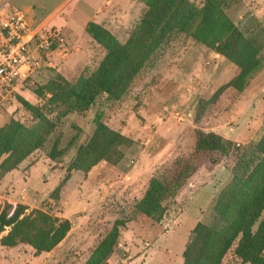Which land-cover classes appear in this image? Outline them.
<instances>
[{"label":"rangeland","instance_id":"rangeland-1","mask_svg":"<svg viewBox=\"0 0 264 264\" xmlns=\"http://www.w3.org/2000/svg\"><path fill=\"white\" fill-rule=\"evenodd\" d=\"M9 1L25 11L28 22L48 17L43 22L59 28L65 44L54 49L48 65L20 88L24 95L11 91L0 96V126L13 119L27 128L40 124L44 130L41 146L0 177L12 173L0 181V206L20 203L25 213L38 209L66 218L70 228L46 252H35L24 242L0 245V264H89L116 219L125 224L118 227L116 244L104 264H181L180 251L190 229L198 221L213 220L214 197L229 180L235 162L232 154L197 150L195 130L220 132L240 145L264 135V0H231L223 7L257 47L262 62L242 90L233 87L237 66L188 34L172 33L146 58L119 97L99 93L79 109L59 97L50 99L51 93L40 87L49 81L74 84L96 73L107 51L83 24L103 0ZM189 1L196 6L203 2ZM144 10L143 0H119L94 22L124 45ZM248 91L249 99H244ZM17 96L32 109L20 105ZM95 121L127 141L115 145L109 159L85 170L83 161L75 162L77 150L90 139ZM151 178L177 187L164 201L166 212L157 223L133 215ZM233 250L234 245L219 264H244Z\"/></svg>","mask_w":264,"mask_h":264},{"label":"trees","instance_id":"trees-1","mask_svg":"<svg viewBox=\"0 0 264 264\" xmlns=\"http://www.w3.org/2000/svg\"><path fill=\"white\" fill-rule=\"evenodd\" d=\"M145 10L126 43L119 45L111 33L94 21H87L84 31L107 51L96 73L74 84L49 81L51 98L59 97L70 107L79 109L92 102L99 93L117 98L142 67L152 51L172 33L188 34L196 42L228 59L239 69L233 87L242 90L247 80L262 66L258 49L223 12L231 0H203L196 6L189 0H143ZM41 90H36L41 94ZM16 101L32 109L17 96ZM88 140L77 150L75 162L83 161L87 169L100 159H109L111 149L127 141L95 121ZM44 130L40 124L27 128L9 119L0 126V177L15 167L32 150L41 146ZM195 148L233 155L231 176L216 194L212 204L213 220L196 222L190 229L181 251V264H219L225 252L234 245V255L244 264H264V135L247 144H237L212 131L195 130ZM3 156V157H2ZM49 158L53 154H48ZM212 162V160H211ZM177 187L151 178L133 215L159 222L166 212L164 201ZM26 206L3 202L0 206V245L28 244L35 252L49 251L70 228L66 218L49 215L38 209L25 213ZM134 217V216H132ZM125 220L116 219L112 228L98 243L89 264H104L117 240L118 227Z\"/></svg>","mask_w":264,"mask_h":264},{"label":"built area","instance_id":"built-area-1","mask_svg":"<svg viewBox=\"0 0 264 264\" xmlns=\"http://www.w3.org/2000/svg\"><path fill=\"white\" fill-rule=\"evenodd\" d=\"M43 21L28 22L9 0L0 4V96L38 75L53 50L64 46L62 31Z\"/></svg>","mask_w":264,"mask_h":264},{"label":"crops","instance_id":"crops-1","mask_svg":"<svg viewBox=\"0 0 264 264\" xmlns=\"http://www.w3.org/2000/svg\"><path fill=\"white\" fill-rule=\"evenodd\" d=\"M99 0H97V2H98ZM119 0H103L101 3H99L98 2V4H97V6H96V9H95V11H94V13L91 15V17L87 20V21H95L94 20V18H96V17H99V16H101V15H103L104 14V12L108 9V7H109V5L110 4H112V3H117ZM62 3V2H61ZM61 5V4H60ZM60 5H58V6H60ZM58 6H56V8L58 7ZM30 10V9H29ZM31 11V10H30ZM54 11V10H53ZM52 11V12H53ZM32 13V12H31ZM30 14V13H29ZM47 18L48 17H44L43 19H42V21L43 20H47ZM48 21H49V19H48ZM87 21H85V23L83 24V28L85 27V24H86V22ZM36 78V76H34V79ZM24 86V85H23ZM23 86H21V87H17V88H15V92H17V93H19V94H21V95H24L23 93H22V91L23 90H21L20 88H22ZM263 91H264V88H263ZM251 91H248L247 93H245V95H244V99L245 98H247V99H249V94L248 93H250ZM222 130H223V128H222ZM217 133V132H216ZM249 133V132H248ZM218 134L219 135H221L222 137H224V138H227V139H229V140H231V141H236V139H232V138H230V137H228L227 135H223V133H220V132H218ZM12 172V171H11ZM16 172V171H15ZM11 176H12V173H7V174H5L4 175V177L3 178H1L0 179V181H7L6 179L8 178V179H10L11 178ZM183 249V248H182ZM182 251V250H181ZM181 251H180V254H181ZM180 263H181V258H180Z\"/></svg>","mask_w":264,"mask_h":264}]
</instances>
